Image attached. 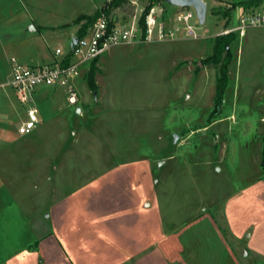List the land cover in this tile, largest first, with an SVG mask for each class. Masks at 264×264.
I'll return each mask as SVG.
<instances>
[{
  "label": "rangeland",
  "instance_id": "374dc122",
  "mask_svg": "<svg viewBox=\"0 0 264 264\" xmlns=\"http://www.w3.org/2000/svg\"><path fill=\"white\" fill-rule=\"evenodd\" d=\"M204 1V22L190 20L198 38L137 37L85 65L74 79L79 96L74 106H82V115L66 102L62 88L41 85L34 102L42 121L29 134L17 132L25 116L18 102L16 112L0 120V264H48L39 249L24 247L37 239L29 223L38 216L55 227L56 213L64 210L73 223L83 214L79 204L88 190L98 191L109 172L129 163L130 154L140 157L133 162L135 180H143L140 195L148 202L157 199L160 210L154 216L178 226L164 242L170 264H264V26L234 32L228 84L218 105L217 65L200 60L241 11L234 6L228 19L212 8L230 4ZM19 2L60 20L91 12L94 3L100 7L105 0ZM148 2L138 1L137 17ZM158 2L169 14L184 8ZM9 6L17 3L11 0ZM134 9L124 2L108 15L127 23ZM174 23L169 20V27ZM62 45L69 50L71 43ZM91 69L96 90L87 83ZM46 89L55 102L44 95ZM160 233L159 228L154 236Z\"/></svg>",
  "mask_w": 264,
  "mask_h": 264
},
{
  "label": "crops",
  "instance_id": "0c3cea01",
  "mask_svg": "<svg viewBox=\"0 0 264 264\" xmlns=\"http://www.w3.org/2000/svg\"><path fill=\"white\" fill-rule=\"evenodd\" d=\"M10 1L0 0V84L10 76L12 57L26 65L51 63L60 58L55 55V49L62 48L63 52H67L62 42L68 39L71 43L84 22H77L76 18L94 14L100 8L98 3H94L91 12L53 20L52 17L46 19L41 16L35 9H27L19 0H14L17 6L10 9ZM217 1L231 4L243 0ZM239 7L240 11H264V0L257 6ZM29 56L36 61H28ZM40 89L43 91V88ZM44 91L50 102L56 101L54 93L51 96L48 89ZM17 102L9 86H0L1 119L16 112ZM70 106L79 115L83 114L82 106ZM38 114L41 123L39 110ZM24 118H20L17 125ZM261 119L264 123V115ZM139 158V155H128L125 160L129 163L109 172L108 180L102 182L98 191L88 190L86 202L79 204L83 214L73 223L71 221L75 218L70 219L65 210L56 213L55 227L39 222L38 216L33 218L29 227L37 239L34 244L24 245L27 251L32 247L39 249L42 256L48 257V264H155V259L160 264H170V251L164 242L178 226L166 225L160 214L154 216L160 210L157 199L148 202L145 194L140 195L139 187L143 180H135L136 167L133 164ZM168 158H172V155ZM150 175L153 182L152 173ZM66 205L65 209H69V203ZM156 218L158 220L155 221ZM159 228L161 233L154 236ZM171 245L172 242L168 243V247Z\"/></svg>",
  "mask_w": 264,
  "mask_h": 264
},
{
  "label": "built area",
  "instance_id": "2783aa9c",
  "mask_svg": "<svg viewBox=\"0 0 264 264\" xmlns=\"http://www.w3.org/2000/svg\"><path fill=\"white\" fill-rule=\"evenodd\" d=\"M112 1L105 0L98 10L99 14L96 19L83 35L74 36L76 42L70 45L67 52H63L62 48L55 49V55L61 56L55 61L26 65L13 57L10 58V76L0 86H9L25 111V118L17 125L18 134H29L40 122L38 108L34 102V94L38 86L62 88L66 102L70 105L77 104L79 96L74 84L75 77L79 75L85 65L111 46L131 43L137 37L143 41L174 39L181 34L192 38L199 37L190 22L191 18L196 17L193 7H184L169 14L157 1L150 4L148 10L144 12L149 5L148 2L146 6L139 8L140 15L137 17L136 10L139 0H123L135 5V13L130 22L120 23L105 11ZM143 13H145L143 26L145 35L141 37L142 26L139 19ZM172 19L175 20V23L169 27L168 21ZM251 26H264V11H241L236 24L224 27L218 34L238 32L239 35H243L246 28Z\"/></svg>",
  "mask_w": 264,
  "mask_h": 264
},
{
  "label": "trees",
  "instance_id": "16d2710c",
  "mask_svg": "<svg viewBox=\"0 0 264 264\" xmlns=\"http://www.w3.org/2000/svg\"><path fill=\"white\" fill-rule=\"evenodd\" d=\"M158 0H149V5L145 8L146 12L150 6V4L157 2ZM262 0H243L240 2H233L231 3V7L228 8H212L213 14H221L224 17H227L230 19L231 17V9L238 5L242 6L243 8H248L251 6H257ZM122 3H124L123 0H113L109 7L105 10L107 14L110 13L111 9L120 6ZM99 14V11L95 12L91 15H80L76 18V21L79 22L81 20H84L83 24H81L77 36L83 35L87 28L92 24V22L96 19L97 15ZM144 14L139 19L140 25L142 26V35L141 37H144L145 35V29H144ZM236 39V34L234 32H229L226 34H218L214 37V43L212 45V51L211 53L206 56L205 58L200 60L201 65L206 64H214L217 65L218 68V74L216 78V87H215V94L214 99L216 104H221L223 100V93L224 90L228 84V65L231 61V50L229 48L230 43ZM94 61V60H92ZM93 64V62H92ZM196 70L198 68L196 67ZM87 83L91 87V89L96 90V85L94 81V69H91L89 72V75L87 77ZM211 117L212 113L208 116V121L211 123ZM262 166L264 167V143H263V149H262Z\"/></svg>",
  "mask_w": 264,
  "mask_h": 264
},
{
  "label": "water",
  "instance_id": "95a60500",
  "mask_svg": "<svg viewBox=\"0 0 264 264\" xmlns=\"http://www.w3.org/2000/svg\"><path fill=\"white\" fill-rule=\"evenodd\" d=\"M163 1L181 7H193L195 9L198 22L203 23L205 20L207 5L204 0H163ZM75 42H76V37H73L71 45H73ZM218 110H219V106H218ZM175 138H177V135H175Z\"/></svg>",
  "mask_w": 264,
  "mask_h": 264
}]
</instances>
